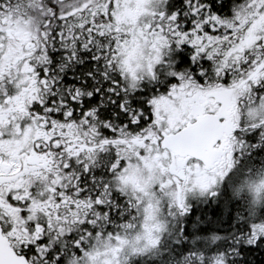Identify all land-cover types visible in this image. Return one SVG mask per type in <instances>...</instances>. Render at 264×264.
<instances>
[{
  "label": "snow or ice",
  "instance_id": "obj_1",
  "mask_svg": "<svg viewBox=\"0 0 264 264\" xmlns=\"http://www.w3.org/2000/svg\"><path fill=\"white\" fill-rule=\"evenodd\" d=\"M0 264H264V0H0Z\"/></svg>",
  "mask_w": 264,
  "mask_h": 264
}]
</instances>
